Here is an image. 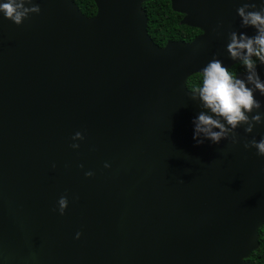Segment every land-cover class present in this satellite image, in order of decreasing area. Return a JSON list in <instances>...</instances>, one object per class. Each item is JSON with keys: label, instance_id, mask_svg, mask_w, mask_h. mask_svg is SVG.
<instances>
[{"label": "water", "instance_id": "water-1", "mask_svg": "<svg viewBox=\"0 0 264 264\" xmlns=\"http://www.w3.org/2000/svg\"><path fill=\"white\" fill-rule=\"evenodd\" d=\"M94 1V16L74 0H32L19 25L0 15V264H252L264 156L244 143L264 135V97L235 144L196 145L187 79L213 53L237 64L227 33L253 34L236 8L259 0H170L202 32L164 46L146 0Z\"/></svg>", "mask_w": 264, "mask_h": 264}, {"label": "clouds", "instance_id": "clouds-1", "mask_svg": "<svg viewBox=\"0 0 264 264\" xmlns=\"http://www.w3.org/2000/svg\"><path fill=\"white\" fill-rule=\"evenodd\" d=\"M28 5V6H26ZM38 4L32 0H0V15L19 25L29 13H39ZM240 28H251L253 34L232 30L227 33L225 51L229 59L244 68V73L237 76L224 65L223 61L213 53L212 58L204 64L196 76L198 84L193 89V99L200 102V111L192 118V139L196 145L204 143L219 144L221 140L237 142L236 129L243 126L244 132L252 131L254 124H260L262 113L261 101L257 94L264 97V79L257 71V64L264 65V0L255 3H243L236 8ZM220 25H217L219 28ZM80 131H76L70 147H79L75 141L83 140ZM244 147L255 148L258 156H264V135L259 140L255 138L244 143ZM55 167V164L52 165ZM79 167H83L79 165ZM104 167H109L105 162ZM84 175H93L91 170ZM68 205L66 195H61L56 201L54 211L63 215ZM81 233L77 231L74 239Z\"/></svg>", "mask_w": 264, "mask_h": 264}, {"label": "trees", "instance_id": "trees-1", "mask_svg": "<svg viewBox=\"0 0 264 264\" xmlns=\"http://www.w3.org/2000/svg\"><path fill=\"white\" fill-rule=\"evenodd\" d=\"M86 16H94L97 12V6L94 0H74ZM143 8L148 16L147 29L158 45L164 46L169 40L192 41L201 33L197 27L182 24L184 15L175 12L172 9L170 0H146L143 2ZM234 74L244 72V68L234 64L229 68ZM195 73L188 77L187 86L190 90L198 84ZM259 247L254 250L248 260L252 264H264V223L259 229Z\"/></svg>", "mask_w": 264, "mask_h": 264}, {"label": "flooded vegetation", "instance_id": "flooded-vegetation-1", "mask_svg": "<svg viewBox=\"0 0 264 264\" xmlns=\"http://www.w3.org/2000/svg\"><path fill=\"white\" fill-rule=\"evenodd\" d=\"M202 32V31H201ZM242 73V72H241ZM239 74V73H238ZM237 75V74H236Z\"/></svg>", "mask_w": 264, "mask_h": 264}]
</instances>
